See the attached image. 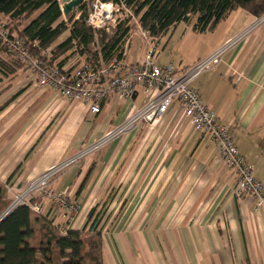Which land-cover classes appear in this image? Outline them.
I'll list each match as a JSON object with an SVG mask.
<instances>
[{
    "label": "crops",
    "instance_id": "crops-1",
    "mask_svg": "<svg viewBox=\"0 0 264 264\" xmlns=\"http://www.w3.org/2000/svg\"><path fill=\"white\" fill-rule=\"evenodd\" d=\"M237 10L241 14L236 27H218L219 22L211 31L193 30L195 42L189 43L194 51L179 69L206 57L255 21L240 8L222 20ZM142 39L138 32L130 33L126 62L143 60L151 46L146 42L143 47ZM75 62L72 57L65 65ZM192 85L264 185V23L254 25ZM144 100L140 85L132 98L111 95L94 113L83 102L38 88L28 72H14L0 87V183L26 187L49 167L119 126ZM157 124L162 133L140 153L130 149L145 123L62 171L51 187L65 192L78 210L66 223L57 205L36 199L44 217L59 228L82 229L108 188L121 185L125 200L117 207L122 210L111 217L107 232L100 230L102 264H264V207H257L250 195H234V170L218 159L214 144L200 137L178 101H172ZM122 174L129 177L123 184Z\"/></svg>",
    "mask_w": 264,
    "mask_h": 264
},
{
    "label": "trees",
    "instance_id": "trees-1",
    "mask_svg": "<svg viewBox=\"0 0 264 264\" xmlns=\"http://www.w3.org/2000/svg\"><path fill=\"white\" fill-rule=\"evenodd\" d=\"M118 6L121 16L110 32L92 28L86 23L87 5L82 3L62 19L59 0H0V21L9 31V37L23 40L28 52L45 67L65 65L72 57L75 64L87 62L97 67L113 57H121V50L132 27L153 38L165 35L180 22L194 18L193 30L211 31L231 10L240 8L260 18L264 15V0H100ZM68 32V37L56 44ZM0 46L6 52L5 45ZM50 50L48 57L42 54ZM17 59L0 57V82L13 74ZM83 185H80L79 190ZM36 199L33 198L31 202ZM6 185L0 183V214L10 204ZM96 207L90 209L82 229L60 228L19 204L0 220V264H102L101 233L94 222Z\"/></svg>",
    "mask_w": 264,
    "mask_h": 264
},
{
    "label": "built area",
    "instance_id": "built-area-1",
    "mask_svg": "<svg viewBox=\"0 0 264 264\" xmlns=\"http://www.w3.org/2000/svg\"><path fill=\"white\" fill-rule=\"evenodd\" d=\"M117 9V5L95 0L92 10L87 13L86 23L92 28L107 30L112 11ZM262 23L264 15L256 18L248 28L226 40L206 57L191 66L179 69L172 63L158 66L155 63V49L152 47L147 49L140 63L126 62L124 56L128 39L120 52L121 57H113L106 63L101 62L97 67L83 61L72 67L67 65L45 67L29 54L22 39L16 36L9 37L8 29L0 21V41L13 58L30 70L38 88L51 89L66 100L83 102L94 113L100 111L102 103L111 95L132 98L140 85L143 86L145 95L143 104L123 123L75 155L49 167L33 178L26 187L16 189L12 185H6V193L11 202L5 211L9 212L15 206L25 204L35 213L42 215L40 200L46 199L57 205L65 215V222L70 223L78 210V205L65 192L53 190L51 187L53 179L84 156L98 151L112 139L133 130L140 123L155 124L174 100L179 102L184 117L191 121L200 137L215 145L218 159L234 170L238 179L234 195L236 197L250 195L255 198L257 207H264L263 183L255 179L252 165L240 154L226 126L220 122L215 111L203 102L198 89L192 85L201 73L220 63L225 52L250 32L254 25ZM141 36L146 38L147 33L141 30ZM33 198L40 200L31 202ZM67 230V227L60 228L63 234Z\"/></svg>",
    "mask_w": 264,
    "mask_h": 264
},
{
    "label": "rangeland",
    "instance_id": "rangeland-1",
    "mask_svg": "<svg viewBox=\"0 0 264 264\" xmlns=\"http://www.w3.org/2000/svg\"><path fill=\"white\" fill-rule=\"evenodd\" d=\"M95 0H83L84 3L87 5V13H89L92 10V4ZM60 3H62V0H60ZM241 13L237 10L236 12H233L226 20H221L218 27H236L238 25L237 18L239 17ZM121 17L117 10L112 11V18L108 22L106 30L107 32H110L112 27L116 23V20ZM62 19H66L64 15H62ZM190 22H180L174 27H172L165 35H162L158 38H153L148 36L146 38L142 39L143 47L145 46L146 42L150 43V46L154 48L155 51V62L157 64H164V63H172L176 67H182L185 62H187L190 58V55L193 53L194 45H190L189 42H195V40L192 39V37H195V32H193V23L194 18ZM134 31L138 32L141 35V29L140 27H132V30L130 33H133ZM184 34V37L181 39V35ZM130 35V34H129ZM62 38V36H61ZM60 39V38H59ZM63 39V38H62ZM51 48L47 51H45L42 55L48 57V54L50 52ZM0 57L5 60H11L13 57L10 55V53L6 52V50L0 46ZM65 56H61L56 63L52 64V66H56L61 59H63ZM16 59V58H14ZM12 63L14 66H16V71H19V73H25L28 72L30 75L34 77V75L30 72V70L20 61L14 62L12 60ZM74 64L73 66H75ZM12 74L3 77L0 87H3L8 84L10 81V77ZM147 125V126H146ZM144 126H141V128L138 129V134L140 138L137 137L138 141H135L132 145L131 151H134V153L144 151L146 149V144L148 141L153 142L155 137L160 134L161 130L157 126V122L153 125L146 124ZM159 129V131H158ZM196 130V129H195ZM141 131L142 134H141ZM197 131V130H196ZM162 133V132H161ZM167 131H165V134ZM147 135V136H146ZM144 137H147L148 139L145 142H141L140 140ZM149 147H151V143L148 144ZM103 148V147H102ZM101 148V149H102ZM99 149L98 151H100ZM92 152L85 157L92 156V154L98 152ZM70 167V166H69ZM122 184L128 181V178L122 174L121 176ZM118 176V180L120 179ZM126 179V180H125ZM124 181V182H123ZM110 187V184H109ZM121 185L119 187L113 186L112 188H108V191L105 193V195L102 197V200L96 204V210L94 212V222H96V228H99V230L105 229V232L110 229L111 225V217L115 215H119L120 211L122 210L121 207H117L118 203L121 201L124 202L125 200V192L123 189H120ZM67 195V194H66ZM71 199V198H70ZM124 204V203H123ZM140 210L139 208L135 209L134 212ZM135 212V213H136ZM137 214V213H136ZM65 216V215H64ZM74 218V217H73Z\"/></svg>",
    "mask_w": 264,
    "mask_h": 264
},
{
    "label": "water",
    "instance_id": "water-1",
    "mask_svg": "<svg viewBox=\"0 0 264 264\" xmlns=\"http://www.w3.org/2000/svg\"><path fill=\"white\" fill-rule=\"evenodd\" d=\"M83 0H63L64 4L61 6V10L64 16L69 15L73 12ZM8 212L3 211L0 214V220L7 214Z\"/></svg>",
    "mask_w": 264,
    "mask_h": 264
}]
</instances>
